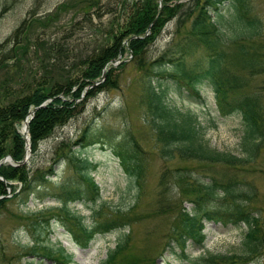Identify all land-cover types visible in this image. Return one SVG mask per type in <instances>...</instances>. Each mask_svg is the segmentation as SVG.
<instances>
[{
    "label": "trees",
    "instance_id": "obj_1",
    "mask_svg": "<svg viewBox=\"0 0 264 264\" xmlns=\"http://www.w3.org/2000/svg\"><path fill=\"white\" fill-rule=\"evenodd\" d=\"M128 2L130 6L125 10L118 35H111L109 44L83 59L74 75L60 73L62 67H66L63 61L65 55L54 50L51 44L47 47L43 41L38 47L34 46L37 65L42 72L40 81L28 85L29 88L23 94L0 100L3 101L0 102V159L10 155L15 162L22 160L24 140L18 127L30 108L39 107L52 99L38 108L29 122L28 133L33 154L39 142L48 137L54 128L63 126L76 116L78 107L84 101L80 100L84 88L99 80L106 65L108 70L104 81L89 89L86 96L114 87V72L123 69L127 63L122 62L120 66L113 67L111 62L119 54L127 53L131 56L129 63L136 64L142 71L140 103L145 108V121L159 158L167 162L178 160L195 164L166 169L158 176L152 213L160 217L171 215L172 218L167 240L160 253L173 251L177 245L180 252H174L176 257L190 264H255L264 254V216L252 206L253 200L257 198L256 188L240 177V172L244 166L256 160L264 145L263 22L249 7L250 0H162L161 10L158 0ZM227 2L233 12L228 19H224L220 13ZM172 20L177 23L175 34L178 39L155 59L148 60V47ZM27 29L29 26L24 20L7 40L14 45L11 50L13 55L2 57L0 53V59L15 58L16 52L22 55L27 52L28 40L20 41ZM124 41H127L126 46ZM39 48L42 50L41 56L37 53ZM195 54L197 57L186 63V57ZM22 60L23 56L17 57L14 65L19 79ZM5 68L4 60H0V71ZM54 70L59 72L56 74ZM28 73L36 74L32 70ZM158 79L173 83L180 94L197 99H201L202 85L209 83L219 116L237 114L241 119L242 155L211 149L204 139L205 133L196 115L167 105L164 94L154 84ZM105 131L109 134L104 138L105 143H109L110 138L114 140L113 136L119 139L110 148L118 158L129 184L135 187L134 198L127 209L108 208L105 213L106 204L101 203L92 210L93 223L88 226L68 208L69 202L86 206L101 202L99 187L91 177L94 165L80 155V151L96 141L95 132L89 125L82 129L73 143H64L61 153H56L53 165H49L46 170L32 174L26 164L18 167L0 166V176L7 182L3 184L0 181V197L3 196L0 203L6 201L7 187L13 193L16 190L11 184L13 182L20 184L18 194L23 196L48 184L54 175V165L63 161L72 176L59 185L63 190L60 195L64 201L59 209L58 221L62 226L70 223L71 231L68 230L76 244L87 248L97 235L114 232L115 246L107 251L100 264H154V259L145 254L141 257L129 256L133 239L131 223L137 219L135 209L144 196L145 151L129 131L124 134L116 132L113 136V132ZM74 147L77 151L73 150ZM215 166L227 172H211ZM184 201L191 204L190 210L182 207ZM205 221L243 224L246 231L237 247L238 251L229 254L206 251ZM44 222L47 223V219ZM189 241L195 250L202 252L197 256L188 255L185 250ZM61 258L67 259L62 253Z\"/></svg>",
    "mask_w": 264,
    "mask_h": 264
},
{
    "label": "rangeland",
    "instance_id": "obj_2",
    "mask_svg": "<svg viewBox=\"0 0 264 264\" xmlns=\"http://www.w3.org/2000/svg\"><path fill=\"white\" fill-rule=\"evenodd\" d=\"M129 4L128 0H0L2 57L13 55L11 50L14 45L7 40L20 24L25 20L26 25L29 26L20 39L23 42L28 40L27 52L23 55L16 52L15 58L0 59L6 64V68L0 71V100L23 94L29 88L28 85L31 86L36 81H40L42 72L37 65L34 46L38 47V44L43 41L47 43V47L51 44L54 50L65 55V58H62L66 67H62L60 73L74 75L83 59L96 52L101 46L109 44L111 35H118ZM249 7L258 14L264 25V0H250ZM232 12V7L227 2L223 5L220 14L224 19H228ZM214 20L218 21L217 17H214ZM176 28V20H172L165 26L157 39L148 47V60L155 59L178 39L175 34ZM37 39L41 41H36ZM37 53L41 56L42 50L39 48ZM22 56L20 69L22 71L19 79L16 75L17 67L14 65L16 58H22ZM126 57H128L127 54ZM195 57L197 54L186 57V63ZM30 70L36 74H29ZM70 70H72L71 73ZM113 76L116 82L114 87L99 90L91 96H85L86 92L84 93V101L78 107L76 116L65 125L55 128L48 137L41 140L35 153L30 155L26 166L32 174L46 170L49 165H53L56 153L58 151L61 153L64 143L68 145L73 143L87 124H90V128L97 135L100 131L104 134V130L113 132L112 136L116 132L124 134L129 131L145 151L146 166L143 178L144 196L138 202L135 209L137 219L131 223L130 228L133 239L129 256L130 258L141 257L145 254L153 258L155 264H190L180 261L174 253L170 252H163L164 254L158 257L167 240V231L171 226L172 218L171 215L155 216L152 211L155 206L158 176L166 169L195 164L182 163L178 160L167 162L159 158L153 136L145 121V108L140 103L143 76L139 67L130 62L123 69L115 71ZM157 81L154 84L159 87V92L164 94L167 105L196 115L203 127L204 139L211 149L236 156L242 155L241 119L237 114L228 117L219 116L209 83L202 85L201 99H197L191 95L180 94L175 85L169 81L164 79ZM117 140L114 137L112 144ZM76 149L73 148V150ZM80 155L94 165L91 177L99 187L101 202L89 206L72 203L68 207L76 212L85 224L93 223L92 210L101 203L106 204L105 213L108 208L127 209L134 198L135 187L129 184V179L112 149L104 144H94L80 151ZM60 162L54 165L55 176L51 178L50 183L39 187L27 197L21 194L16 196L20 189L17 186L12 197L0 203V264H100L107 251L115 246L116 234L110 233L97 236L89 249H80L70 240L68 225L62 228L58 222L50 221L48 226L43 224L44 226L38 227L34 224L35 222L33 223V220L56 213L59 210L57 208L61 206V201L56 194H61L63 190L57 186L72 174L71 171L68 172L64 162ZM211 172L225 173L227 171L215 166ZM240 177L256 188L257 198L253 200L252 206L263 217L264 145L256 160L244 166ZM182 207L189 210L191 205L184 201ZM245 231L246 228L243 225L205 221V250L210 253L224 254L233 253L234 250L237 252ZM46 246L52 253L43 249L39 250ZM33 248H36L35 255L29 253ZM60 250L63 251L62 256L68 258V261L59 257ZM179 250V247L174 248V252ZM186 252L188 255L197 256L201 251L195 250L194 245L189 241ZM58 257L59 263L53 261ZM255 264H264V254L261 259L256 260Z\"/></svg>",
    "mask_w": 264,
    "mask_h": 264
},
{
    "label": "water",
    "instance_id": "obj_3",
    "mask_svg": "<svg viewBox=\"0 0 264 264\" xmlns=\"http://www.w3.org/2000/svg\"><path fill=\"white\" fill-rule=\"evenodd\" d=\"M104 78V74L101 76V80L99 82H101ZM98 84V83H96ZM38 108H34L33 110H31L28 115L31 116ZM27 121H28V118L24 120L25 122V125H24V128H23V136H24V139H25V158L22 162H20L19 164H22L26 161V159L29 157V138H28V124H27ZM4 162H12V158L10 156H7L5 158H3L1 160L0 163H4Z\"/></svg>",
    "mask_w": 264,
    "mask_h": 264
}]
</instances>
